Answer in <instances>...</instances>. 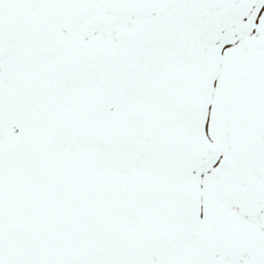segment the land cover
<instances>
[{
  "label": "snow or ice",
  "instance_id": "1",
  "mask_svg": "<svg viewBox=\"0 0 264 264\" xmlns=\"http://www.w3.org/2000/svg\"><path fill=\"white\" fill-rule=\"evenodd\" d=\"M0 264H264V0H0Z\"/></svg>",
  "mask_w": 264,
  "mask_h": 264
}]
</instances>
